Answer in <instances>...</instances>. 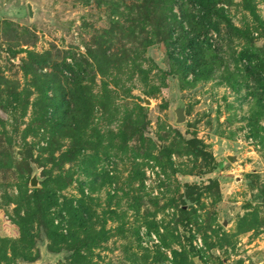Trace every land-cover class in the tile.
Returning <instances> with one entry per match:
<instances>
[{
	"label": "rangeland",
	"instance_id": "374dc122",
	"mask_svg": "<svg viewBox=\"0 0 264 264\" xmlns=\"http://www.w3.org/2000/svg\"><path fill=\"white\" fill-rule=\"evenodd\" d=\"M154 2L0 0V264H264V0Z\"/></svg>",
	"mask_w": 264,
	"mask_h": 264
},
{
	"label": "trees",
	"instance_id": "16d2710c",
	"mask_svg": "<svg viewBox=\"0 0 264 264\" xmlns=\"http://www.w3.org/2000/svg\"><path fill=\"white\" fill-rule=\"evenodd\" d=\"M140 2V4L138 5V8H137V14H141L140 12H142V15L143 17L145 18V15H148V10L151 9V8H154V0H138ZM198 3H200L201 5H205V6H212L214 7V1L215 0H197ZM146 2H148L149 4H146ZM159 3V1H158ZM157 4V3H156ZM174 19H176L175 22H177V24H179L180 22H182V19L178 16H174ZM147 20V19H146ZM198 27H195L194 30L198 31L197 30ZM171 33V32H170ZM165 39H169L171 40V37L169 38V36H165ZM195 39H190L188 41H185L183 39H181L180 37L177 38V41H180L179 43V47H180V51H185V50H189V51H192L193 52V55L197 56L198 55V52H197V44L194 42ZM195 49V50H194ZM174 63L178 66L177 68L178 69H181V67H183V63L184 62H181V60L179 61V58L178 57H172ZM206 65H209L208 61L206 62ZM190 68V66L188 67ZM35 193V192H34ZM33 202L35 204H38L39 203V198H38V195L37 194H33ZM72 217H75V215L73 214Z\"/></svg>",
	"mask_w": 264,
	"mask_h": 264
},
{
	"label": "water",
	"instance_id": "95a60500",
	"mask_svg": "<svg viewBox=\"0 0 264 264\" xmlns=\"http://www.w3.org/2000/svg\"><path fill=\"white\" fill-rule=\"evenodd\" d=\"M28 9V12H30L29 10V7H27ZM143 103L144 104H149L148 100H146L145 98L142 99ZM173 115H174V123L175 124H181L185 121V116H184V113H183V109L182 108H176L173 110ZM226 159L228 161H232L233 158H231L230 156H227ZM28 185L29 187L31 188H35L36 185H37V179L35 177V174H32L31 178L29 179V182H28ZM30 264H47L45 262H36V263H30Z\"/></svg>",
	"mask_w": 264,
	"mask_h": 264
}]
</instances>
